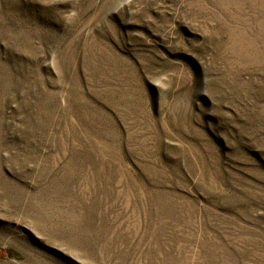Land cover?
I'll list each match as a JSON object with an SVG mask.
<instances>
[{
  "label": "rangeland",
  "instance_id": "1",
  "mask_svg": "<svg viewBox=\"0 0 264 264\" xmlns=\"http://www.w3.org/2000/svg\"><path fill=\"white\" fill-rule=\"evenodd\" d=\"M0 264H264V0H0Z\"/></svg>",
  "mask_w": 264,
  "mask_h": 264
}]
</instances>
